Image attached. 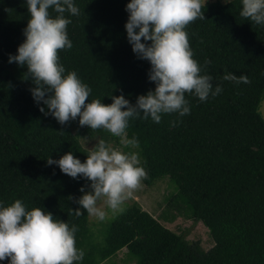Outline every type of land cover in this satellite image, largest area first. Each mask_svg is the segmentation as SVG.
<instances>
[{
	"label": "trees",
	"instance_id": "1",
	"mask_svg": "<svg viewBox=\"0 0 264 264\" xmlns=\"http://www.w3.org/2000/svg\"><path fill=\"white\" fill-rule=\"evenodd\" d=\"M129 2L74 0L79 15L64 14L72 21L67 33L73 47L60 50V62L65 75L75 71L90 87L86 103L111 104V96L123 94L135 104L155 89L150 62L137 57L127 38ZM242 8V0L208 1L205 19L186 28L201 74L210 75L213 90L219 85L222 92L206 101L186 93L190 114L184 116L162 114L159 123L142 113L130 118L126 131L138 147H125L103 128L80 127L79 118L62 126L39 110L47 108L23 83L26 67L9 63L26 39V0H0V201L10 206L19 199L28 210L41 207L76 226V247L84 252L76 264H102L122 248L131 264H264V116L258 108L264 98V25L242 17ZM228 73L246 75L250 83L224 80ZM80 137L92 147L103 139L125 153H138L146 185L169 176L175 190L160 213L154 216L132 199L96 239L88 213L74 211L80 207L75 199L84 194L80 188L90 181L47 164L69 151L85 162L89 148ZM180 215L201 221L213 244L204 249L199 240L189 241L160 221Z\"/></svg>",
	"mask_w": 264,
	"mask_h": 264
},
{
	"label": "clouds",
	"instance_id": "2",
	"mask_svg": "<svg viewBox=\"0 0 264 264\" xmlns=\"http://www.w3.org/2000/svg\"><path fill=\"white\" fill-rule=\"evenodd\" d=\"M230 3V0H225ZM30 19L23 30L26 37L9 56V63L27 69L24 79H31L35 87L29 90L45 116L51 115L59 124L67 125L79 118L80 127L91 130L105 129L120 138V144L138 147L136 138L129 139L126 129L130 118L149 117L161 122L162 114H190L185 94H193L201 101L209 95L222 92L217 85L213 90L212 77L202 75V68L193 58L186 28L197 19H205L202 9L207 0H130L125 25L127 38L139 59L149 61V80L155 89L138 96L132 104L123 94L111 96L112 103L100 99L87 102L90 87L83 83L75 71L68 72L60 62L59 52L73 47L67 26L72 22L65 13L78 16L74 0H26ZM240 15L256 24L264 25V0H242ZM49 9L57 15L53 18ZM143 41V42H142ZM150 42V43H149ZM210 61H205V66ZM224 80L250 83L246 75L237 77L228 73ZM63 131V130H61ZM47 164L57 165L61 172L73 179L90 181L80 188L84 193L75 199L80 207L76 216L105 219L106 212L98 206L103 200L113 212L123 211V203L147 179L138 153H125L107 144L103 139L88 149L87 159L81 162L71 151L60 159L52 157ZM86 188H90L86 191ZM74 199L73 197H69ZM76 226L69 227L54 218L44 208L28 210L22 200L10 206L0 201V261L8 264H76L84 252L76 247Z\"/></svg>",
	"mask_w": 264,
	"mask_h": 264
},
{
	"label": "rangeland",
	"instance_id": "3",
	"mask_svg": "<svg viewBox=\"0 0 264 264\" xmlns=\"http://www.w3.org/2000/svg\"><path fill=\"white\" fill-rule=\"evenodd\" d=\"M208 1L212 0H207V2ZM220 1L224 2L225 0ZM9 68L12 70V72H15V68L13 65H10ZM22 81L28 88L35 87L30 79L25 80L24 78H22ZM258 108L264 116V98L261 99ZM80 139L84 146L92 148V142L88 138L80 137ZM86 184H90V182ZM174 190L175 185L167 175H165L161 180L157 181L153 185H146L141 181V186L137 190H135L132 195L123 203L122 208H125L130 200L135 199L141 204L144 209L148 210L154 216H157L160 213L161 209L165 206L169 193H172ZM98 206L106 212V217L105 219L100 220L95 216H89V224L94 237L96 239H101L102 230L106 222L109 219L113 218L114 215L119 211L113 212L107 207L106 203L103 200L98 201ZM160 221L165 226L185 234L186 238L189 241L199 240L201 246L204 249L209 248L213 244V239L209 235L208 228L201 221H193L191 218L184 215L176 217L171 222L165 221L163 219H160ZM125 251V248L118 250L115 255L106 259L102 264H131L132 262L126 259Z\"/></svg>",
	"mask_w": 264,
	"mask_h": 264
}]
</instances>
